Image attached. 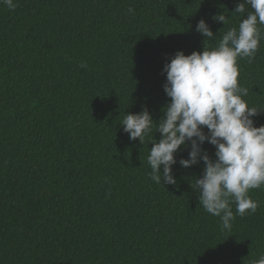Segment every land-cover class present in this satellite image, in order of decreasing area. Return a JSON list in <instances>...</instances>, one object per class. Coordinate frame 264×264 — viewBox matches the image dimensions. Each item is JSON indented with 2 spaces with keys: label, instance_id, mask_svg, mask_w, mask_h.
Listing matches in <instances>:
<instances>
[{
  "label": "trees",
  "instance_id": "16d2710c",
  "mask_svg": "<svg viewBox=\"0 0 264 264\" xmlns=\"http://www.w3.org/2000/svg\"><path fill=\"white\" fill-rule=\"evenodd\" d=\"M238 2L0 3V264H253L264 254V186L249 192L256 212L222 231L191 186L204 163L179 164L190 143L176 154L177 184L158 185L147 158L160 133L141 144L121 125L145 107L164 115V64L216 47L246 16L231 13ZM221 12L228 24L213 21ZM201 18L214 40L196 31ZM238 64L244 99L264 109V39ZM253 120L264 125V110Z\"/></svg>",
  "mask_w": 264,
  "mask_h": 264
},
{
  "label": "clouds",
  "instance_id": "9594fccd",
  "mask_svg": "<svg viewBox=\"0 0 264 264\" xmlns=\"http://www.w3.org/2000/svg\"><path fill=\"white\" fill-rule=\"evenodd\" d=\"M0 3L10 10L18 6L14 0ZM231 13L246 16L238 27L222 35L216 47L204 46L203 51L187 55L177 50L164 64L163 87L170 101L158 121L145 107L138 113H126L121 122L129 139L139 138L141 144L153 128L160 133L158 140L155 136L148 140L152 147L147 158L149 177L158 185L177 184L173 173L176 154L190 143L188 158L181 157L179 164L189 168L204 163L202 176L196 177L191 186L199 193L204 210L219 217L221 230L229 232L237 215L256 212L259 201L249 192L264 186V125L256 126L253 120L264 109L249 106L244 99L248 89L238 82V59L251 62L264 39V0H240ZM212 19L223 25L229 23L224 12L213 14ZM196 31L207 40L216 38L203 18L197 22ZM80 67L86 68L87 63L82 61ZM206 141L215 147L214 159L203 148ZM253 264H264V254Z\"/></svg>",
  "mask_w": 264,
  "mask_h": 264
}]
</instances>
